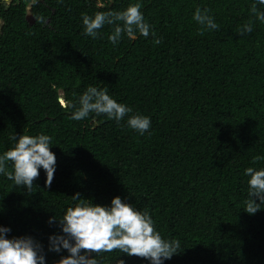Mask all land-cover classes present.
Here are the masks:
<instances>
[{
    "label": "trees",
    "instance_id": "trees-1",
    "mask_svg": "<svg viewBox=\"0 0 264 264\" xmlns=\"http://www.w3.org/2000/svg\"><path fill=\"white\" fill-rule=\"evenodd\" d=\"M140 2L156 37L126 35L113 46L105 25L85 36L82 14L122 11ZM254 0H0V155L22 134L52 137L51 187L41 168L29 193L0 174V227L31 237L45 264L58 220L79 201L111 206L115 197L146 209L179 253L164 264H264V205L247 214L248 167L264 168V23ZM218 31L197 35L196 8ZM264 11V6H259ZM35 23L28 21V15ZM253 31L239 35L249 21ZM89 86L151 119L144 135L105 115L71 119ZM8 169L12 166L9 162ZM259 203L258 198H253ZM58 220L49 224V220ZM94 258V257H93ZM99 264H150L119 251Z\"/></svg>",
    "mask_w": 264,
    "mask_h": 264
},
{
    "label": "clouds",
    "instance_id": "clouds-1",
    "mask_svg": "<svg viewBox=\"0 0 264 264\" xmlns=\"http://www.w3.org/2000/svg\"><path fill=\"white\" fill-rule=\"evenodd\" d=\"M259 6H264V0H254L250 12L256 20L264 23V11H261ZM142 7V3L136 2L129 4L122 11H98L94 17L82 14V34L97 39L100 30L105 25H111L114 28L108 40L113 46L121 41L122 36L135 39L137 33L144 38L153 36V44L159 45L162 40L156 37L152 26L146 22ZM209 11L196 8L193 20L198 25L197 35L219 30V25L215 18L209 15ZM252 31L251 20L238 30L240 36ZM60 103L74 109L70 118L76 121L95 113L105 115L117 123L128 117V127L140 135H144L151 128L150 117L132 114L133 109L113 99L108 94L107 87L98 89L89 86L79 98V107L65 100ZM12 139L16 141L14 146L0 155V174L30 193L42 168L47 176L46 186L51 187L57 163L56 156L51 151L52 137L41 133L36 136L22 134L18 138L13 136ZM261 160H264V157L258 155L252 163L256 164ZM9 162L11 170L8 169ZM244 175L250 179L248 198L244 202L243 210L249 215H254L264 205V168L257 170L248 167ZM254 197L259 199V203H256ZM72 199L79 202L68 207L62 219L53 217L49 220V224L58 220L63 233L49 237V251L60 253L63 249L68 253L58 264H99L96 256L113 251L148 260L150 264H164L165 260H170L179 253L180 241L164 239L146 209H137L120 197L113 198L110 207L88 203L89 200L80 198L79 193ZM10 231L9 228L0 227V264H45V256L39 243L31 237L9 239L7 234ZM118 264H125V261L120 259Z\"/></svg>",
    "mask_w": 264,
    "mask_h": 264
},
{
    "label": "water",
    "instance_id": "water-1",
    "mask_svg": "<svg viewBox=\"0 0 264 264\" xmlns=\"http://www.w3.org/2000/svg\"><path fill=\"white\" fill-rule=\"evenodd\" d=\"M12 1V0H11ZM29 4L33 3V0H26ZM28 21L31 23V24H34L35 23V18L33 15L29 14L28 15ZM1 24H2V20L0 19V33H1ZM63 100V99H61Z\"/></svg>",
    "mask_w": 264,
    "mask_h": 264
},
{
    "label": "rangeland",
    "instance_id": "rangeland-1",
    "mask_svg": "<svg viewBox=\"0 0 264 264\" xmlns=\"http://www.w3.org/2000/svg\"><path fill=\"white\" fill-rule=\"evenodd\" d=\"M7 2H10L11 0H6Z\"/></svg>",
    "mask_w": 264,
    "mask_h": 264
}]
</instances>
